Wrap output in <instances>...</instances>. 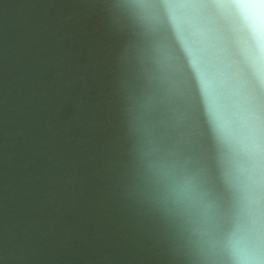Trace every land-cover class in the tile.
Instances as JSON below:
<instances>
[{
	"label": "water",
	"instance_id": "95a60500",
	"mask_svg": "<svg viewBox=\"0 0 264 264\" xmlns=\"http://www.w3.org/2000/svg\"><path fill=\"white\" fill-rule=\"evenodd\" d=\"M0 264H264L236 0H0Z\"/></svg>",
	"mask_w": 264,
	"mask_h": 264
},
{
	"label": "snow or ice",
	"instance_id": "6c2138e0",
	"mask_svg": "<svg viewBox=\"0 0 264 264\" xmlns=\"http://www.w3.org/2000/svg\"><path fill=\"white\" fill-rule=\"evenodd\" d=\"M236 7L246 27L264 39V0H236Z\"/></svg>",
	"mask_w": 264,
	"mask_h": 264
}]
</instances>
